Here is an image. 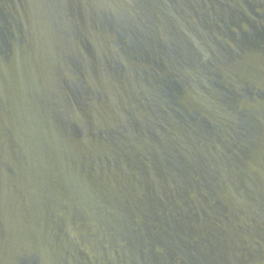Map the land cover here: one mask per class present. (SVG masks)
<instances>
[{
  "label": "water",
  "instance_id": "obj_1",
  "mask_svg": "<svg viewBox=\"0 0 264 264\" xmlns=\"http://www.w3.org/2000/svg\"><path fill=\"white\" fill-rule=\"evenodd\" d=\"M0 264H264V0H0Z\"/></svg>",
  "mask_w": 264,
  "mask_h": 264
}]
</instances>
